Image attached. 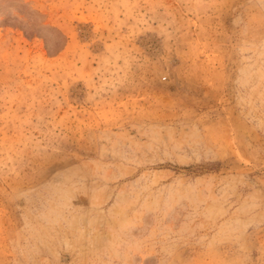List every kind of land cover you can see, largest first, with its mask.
Wrapping results in <instances>:
<instances>
[{
	"label": "rangeland",
	"instance_id": "obj_1",
	"mask_svg": "<svg viewBox=\"0 0 264 264\" xmlns=\"http://www.w3.org/2000/svg\"><path fill=\"white\" fill-rule=\"evenodd\" d=\"M0 264H264V0H0Z\"/></svg>",
	"mask_w": 264,
	"mask_h": 264
}]
</instances>
